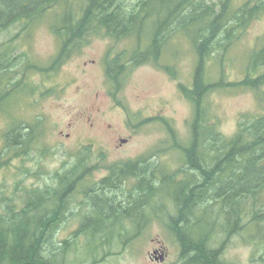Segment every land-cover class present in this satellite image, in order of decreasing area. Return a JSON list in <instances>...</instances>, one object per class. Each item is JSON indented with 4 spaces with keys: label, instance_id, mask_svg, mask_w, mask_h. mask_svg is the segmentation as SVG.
I'll list each match as a JSON object with an SVG mask.
<instances>
[{
    "label": "trees",
    "instance_id": "obj_1",
    "mask_svg": "<svg viewBox=\"0 0 264 264\" xmlns=\"http://www.w3.org/2000/svg\"><path fill=\"white\" fill-rule=\"evenodd\" d=\"M231 1L0 0V38L9 37L7 33L14 25L29 35L46 13L62 10L52 25L61 42L53 65L60 66L94 37L137 39L138 46L132 51L107 58L106 76L116 90L121 88L128 71L157 63L167 39L174 35L191 37L197 54L192 87L182 88L194 108L191 135L185 145L174 140V148L183 153L184 164L172 172L148 156L115 164L107 168L109 177L84 196L79 190L95 169L84 157L53 176L54 186L34 187L17 195L23 184L19 179L13 194L0 190V264H75L68 257L75 249L72 236L78 232L81 237H89L86 251L92 248L91 253L98 250L111 255L113 248L137 239L151 219L162 217H171L167 230L178 243L185 264H225L221 249L213 247L216 237L222 234L253 240L261 237L264 242V117L244 118L237 133L228 138L219 131L206 102L209 89L222 84L207 78V58L219 54V50L224 53L253 19L264 14V0H248L236 11L231 10ZM15 44L13 38L0 50V71L12 62ZM252 58L239 84L257 90L264 84V48ZM171 70L168 67L170 73ZM4 84L9 85L0 79V89ZM10 96L5 91L0 108ZM15 126L5 136L4 150L14 153L19 146L24 151L21 157L26 158L33 149V131L31 126ZM129 178L138 180V185L123 200L132 201L124 207L107 192H122ZM79 196L81 201H77ZM93 199L100 203L94 204ZM157 199H171L172 212L165 202L156 203ZM82 210L85 215L74 235L57 237L65 223ZM136 212L141 222L128 223ZM50 252L54 255L49 256Z\"/></svg>",
    "mask_w": 264,
    "mask_h": 264
},
{
    "label": "rangeland",
    "instance_id": "obj_2",
    "mask_svg": "<svg viewBox=\"0 0 264 264\" xmlns=\"http://www.w3.org/2000/svg\"><path fill=\"white\" fill-rule=\"evenodd\" d=\"M246 2L232 0L231 10H238ZM61 13V9L46 13L29 35L14 25L11 33H7L9 37L0 38V50L13 38L17 44L16 50L11 48L12 62L0 71V79L9 84H4L0 95L4 96L5 91L11 94L0 108V190L13 194L19 179L23 184L17 195L34 187L54 186L53 176L73 167L83 157L95 169L79 190L82 196L108 177L110 166L143 156L171 172L177 170L184 164V157L181 150L174 148V140L180 145L186 144L194 118L193 105L182 91L192 87L197 66L191 37L179 33L168 38L157 61L159 65L147 63L128 71L121 88L116 90L106 76L107 58L132 51L138 46L137 39L114 41L94 37L60 66L53 65L61 42L52 25ZM263 48L264 14H261L224 53L219 50V54L207 58L204 68L207 78L211 83L221 81L222 84L209 89L206 102L219 131L228 138L237 133L244 118L264 117V84L257 90L239 84L248 72L252 57ZM21 124L31 126L34 136L33 149L26 158L21 157L24 151L19 146L14 153L4 150L5 136L12 127ZM25 174L28 177H23ZM135 185L138 180L129 178L122 192L110 194L108 191V197L129 207L132 201L123 200H127ZM78 198L81 201L82 197ZM170 200L157 199L156 203L165 202L172 212ZM93 203L100 201L93 199ZM84 215L83 210L76 213L57 237L66 239L74 235ZM133 217L127 222H141L137 212ZM170 218H153L147 227L141 225L140 236L126 246L113 248L111 255L98 250L91 253L92 248L86 251L89 237H81L78 232L72 236L75 249L68 260L75 264H185L181 261L178 243L167 230ZM222 235L216 237L213 247L221 249L225 264H264L261 237L253 240L240 235ZM159 249L166 253L163 261L152 258L153 252ZM52 255L50 252L49 256Z\"/></svg>",
    "mask_w": 264,
    "mask_h": 264
},
{
    "label": "flooded vegetation",
    "instance_id": "obj_3",
    "mask_svg": "<svg viewBox=\"0 0 264 264\" xmlns=\"http://www.w3.org/2000/svg\"><path fill=\"white\" fill-rule=\"evenodd\" d=\"M108 177H109V176H108ZM108 177L103 178V180H101L100 183H101L102 181L106 180ZM161 256H164V259L166 258V253H165V251L162 250V249L155 250V251L153 252V254H152V258H153L154 260H156V261H158L157 258H160ZM159 261H160V260H159Z\"/></svg>",
    "mask_w": 264,
    "mask_h": 264
},
{
    "label": "water",
    "instance_id": "obj_4",
    "mask_svg": "<svg viewBox=\"0 0 264 264\" xmlns=\"http://www.w3.org/2000/svg\"><path fill=\"white\" fill-rule=\"evenodd\" d=\"M157 260L163 261L164 260V256H161L160 258H157Z\"/></svg>",
    "mask_w": 264,
    "mask_h": 264
}]
</instances>
